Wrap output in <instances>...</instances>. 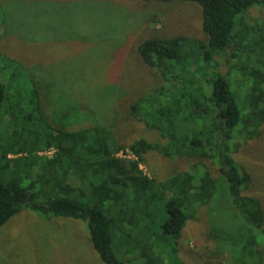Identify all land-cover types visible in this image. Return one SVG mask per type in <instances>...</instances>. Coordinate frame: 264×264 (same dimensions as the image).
I'll return each instance as SVG.
<instances>
[{
	"label": "trees",
	"instance_id": "trees-1",
	"mask_svg": "<svg viewBox=\"0 0 264 264\" xmlns=\"http://www.w3.org/2000/svg\"><path fill=\"white\" fill-rule=\"evenodd\" d=\"M188 1L201 8L202 37L155 34L136 45L160 80L130 101L128 113L156 139L117 140L113 122L70 128L79 114L50 121L45 86L30 66L0 49V107L27 105L26 118L41 128L27 136L11 132L1 150L0 225L22 208L72 217L84 222L105 264H188L177 253L178 240L206 207L217 217L220 184L241 226L232 234L220 221L207 222L204 258L226 252L227 264H264V209L244 193L251 176L234 158L264 122V18L249 13L264 0ZM10 90L24 97L10 98ZM126 149L134 157L117 155ZM148 151L191 161L158 180L139 167Z\"/></svg>",
	"mask_w": 264,
	"mask_h": 264
},
{
	"label": "rangeland",
	"instance_id": "rangeland-1",
	"mask_svg": "<svg viewBox=\"0 0 264 264\" xmlns=\"http://www.w3.org/2000/svg\"><path fill=\"white\" fill-rule=\"evenodd\" d=\"M200 12V6L188 0H0V49L30 66L29 73L45 86L49 106L44 111L50 121L66 123L72 114H79L70 128L113 122L117 140L128 142L140 135L156 139L157 132L128 113L130 101L160 80L153 67L142 63L137 42L155 34L202 37ZM249 13L264 18V6L251 7ZM20 91L10 90V98L22 99L25 93ZM27 110L22 104L11 110L5 104L0 107V153L12 139L11 132L13 137L27 136L41 129L35 118H26ZM128 156L129 151L122 154ZM234 158L251 176L244 193L257 197L264 209V122L259 134L241 142ZM190 161L148 151L139 167L162 180ZM211 169L216 172L214 166ZM225 196L219 184L217 217L206 207L200 218L188 220L183 228L177 253L188 264H227L226 252L216 259H205L203 252L209 243L207 222L220 221L232 234L241 226ZM0 264L105 263L93 249L82 220L22 208L0 225Z\"/></svg>",
	"mask_w": 264,
	"mask_h": 264
},
{
	"label": "built area",
	"instance_id": "built-area-1",
	"mask_svg": "<svg viewBox=\"0 0 264 264\" xmlns=\"http://www.w3.org/2000/svg\"><path fill=\"white\" fill-rule=\"evenodd\" d=\"M52 151H53V149L49 148L48 150H43V151H41V152H39V153H40V154H42V153L50 154V153H52ZM126 151H128V150H127V149L124 150V151H121V150H120V151L117 153V155L120 156V157H122V154H123V153L125 154ZM130 154H131V153H130ZM132 157H134V156L131 154V156H128L127 158H132Z\"/></svg>",
	"mask_w": 264,
	"mask_h": 264
}]
</instances>
